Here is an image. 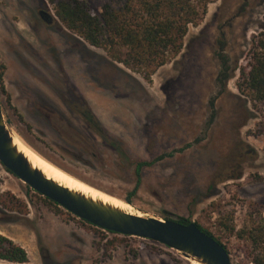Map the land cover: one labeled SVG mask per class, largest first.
Masks as SVG:
<instances>
[{
    "label": "rangeland",
    "instance_id": "1",
    "mask_svg": "<svg viewBox=\"0 0 264 264\" xmlns=\"http://www.w3.org/2000/svg\"><path fill=\"white\" fill-rule=\"evenodd\" d=\"M84 1L101 13L103 0ZM54 7L51 0H0L6 88L0 96L15 138L146 216H183L216 233L215 209L233 214L238 227L247 222L250 205L264 212V135L254 136L262 114L236 86L253 35L264 27V0L210 3L204 21L190 27L182 52L151 83L70 32ZM222 42L238 69L220 95ZM76 95L88 102L121 152L83 121ZM240 146L258 155L244 157L241 178L220 181L232 172L225 166ZM141 160L156 161L138 176ZM0 180V199L10 192L26 203L12 210L0 201V232L28 250L23 264H192L161 243L98 230L60 206L58 212L1 162ZM224 241L233 264H251L234 238Z\"/></svg>",
    "mask_w": 264,
    "mask_h": 264
},
{
    "label": "trees",
    "instance_id": "2",
    "mask_svg": "<svg viewBox=\"0 0 264 264\" xmlns=\"http://www.w3.org/2000/svg\"><path fill=\"white\" fill-rule=\"evenodd\" d=\"M51 1L55 6L57 18L70 32L91 46L103 49L113 61L140 73L151 83L156 71L182 52L190 27L199 26L204 21L209 4L215 0H103L100 14L91 11L84 0ZM221 44L217 53L220 67L216 76V83L221 86L220 95L227 90L229 80L238 69V63L233 65L226 52V43ZM4 68L0 63V89L6 93ZM239 69L240 75L236 82L238 91L262 114L254 136L264 135V27L253 35L247 62ZM75 97L74 105L83 121L101 137L110 140L112 146L121 152L119 144L106 131L88 102L78 95ZM216 100L211 99L212 108H215ZM212 120L214 121V116ZM237 152L239 154L225 166L232 172L222 176L220 181L241 178L244 157L252 155L255 158L258 155L254 148L248 146H245V149L240 146ZM91 154L95 156V153ZM164 156L166 155L162 154L158 159ZM156 160L138 161L137 175L140 176L143 168L152 165ZM5 195L7 197L0 201L6 208L13 210L18 203L23 206L22 210L26 207V203L21 202L12 193L7 192ZM44 200L54 205L58 212L62 210L49 198ZM215 211L220 214L216 233L199 222H196L197 225L222 243L229 253L231 251L224 239L234 238L239 251L249 263L264 264V212L258 206L250 205L247 222L238 227L234 223L233 214L221 209ZM178 220L182 223L191 222L183 216H179ZM29 259V252L24 246L0 232V260L23 264L29 262Z\"/></svg>",
    "mask_w": 264,
    "mask_h": 264
},
{
    "label": "water",
    "instance_id": "3",
    "mask_svg": "<svg viewBox=\"0 0 264 264\" xmlns=\"http://www.w3.org/2000/svg\"><path fill=\"white\" fill-rule=\"evenodd\" d=\"M15 137L4 116L0 96V162L36 192L103 230L153 240L202 264H233L224 245L203 231L195 221L182 223L178 217L161 218L135 211L128 212L94 200L48 178L19 151L14 144Z\"/></svg>",
    "mask_w": 264,
    "mask_h": 264
},
{
    "label": "bare ground",
    "instance_id": "4",
    "mask_svg": "<svg viewBox=\"0 0 264 264\" xmlns=\"http://www.w3.org/2000/svg\"><path fill=\"white\" fill-rule=\"evenodd\" d=\"M14 144L18 147L19 151L26 155L31 165L40 169L48 178L55 180L71 190L83 193L87 197L93 198L94 200L110 204L128 212H134L131 210V206H129V204H126L122 200H119L104 191L83 183L67 171L57 167L55 164L38 154L26 143L18 139V137L14 138ZM190 261L192 264H202L198 260Z\"/></svg>",
    "mask_w": 264,
    "mask_h": 264
},
{
    "label": "flooded vegetation",
    "instance_id": "5",
    "mask_svg": "<svg viewBox=\"0 0 264 264\" xmlns=\"http://www.w3.org/2000/svg\"><path fill=\"white\" fill-rule=\"evenodd\" d=\"M44 16L48 17V15H45V14H44Z\"/></svg>",
    "mask_w": 264,
    "mask_h": 264
}]
</instances>
